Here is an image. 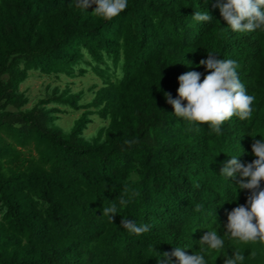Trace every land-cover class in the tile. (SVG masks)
<instances>
[{"label":"trees","instance_id":"1","mask_svg":"<svg viewBox=\"0 0 264 264\" xmlns=\"http://www.w3.org/2000/svg\"><path fill=\"white\" fill-rule=\"evenodd\" d=\"M214 3L128 0L103 19L77 0H0V264H157L176 247L205 264L235 252L239 264H264V244L226 233L227 213L250 193L239 173L219 174L231 156L251 163L264 139V29L232 31ZM205 11L211 21L194 19ZM209 53L234 60L255 97L251 117L233 116L219 133L165 99H178L188 71L202 82ZM91 74L94 83L72 89ZM38 75L65 85L32 99L21 84ZM78 110L69 129L56 123ZM113 204L111 220L102 208ZM121 219L150 230L131 233ZM213 230L220 250L199 243Z\"/></svg>","mask_w":264,"mask_h":264},{"label":"clouds","instance_id":"2","mask_svg":"<svg viewBox=\"0 0 264 264\" xmlns=\"http://www.w3.org/2000/svg\"><path fill=\"white\" fill-rule=\"evenodd\" d=\"M77 3L84 9L94 4L92 12L103 19H112L128 7V0H77ZM213 7L219 9L220 16L232 31L247 33L258 28L264 29V0H215ZM193 16L203 22L213 19L207 11L195 12ZM201 65L206 71L210 70L202 82L200 72L188 71L178 77V99H172L171 94L165 93V99L171 104L174 114L189 122L208 124L217 133L221 131L223 123L233 116L241 120L249 119L255 97L247 94L240 82L236 62L219 59L209 53L207 59L199 61L198 66ZM251 151L256 157L251 163H241L238 156H231L220 169L219 174L227 180L235 178L239 173L237 187L249 190L250 193L245 205L237 206L227 213L225 228L226 233L233 238L264 244V187H261L264 182V139H254ZM116 213L114 204L102 208V215L111 220ZM120 223L137 235L150 230V225L139 221V225L124 219ZM199 243L213 250H220L224 246V240L215 230L205 231ZM157 256V264H173L171 257H175V264H205L203 255L186 254L180 247L174 248L171 253H160ZM243 260L244 256L240 252H235L231 257L225 254L224 264H239Z\"/></svg>","mask_w":264,"mask_h":264},{"label":"rangeland","instance_id":"3","mask_svg":"<svg viewBox=\"0 0 264 264\" xmlns=\"http://www.w3.org/2000/svg\"><path fill=\"white\" fill-rule=\"evenodd\" d=\"M84 77H87V76H84ZM84 77L79 76V78H77V77L75 78L76 83L72 87L73 90L78 91L82 88L85 89L89 85H91L92 83L95 82V80L93 78L94 76L92 74L90 76V80L85 79ZM65 80L66 79H61V78H56V77L47 78V76H41V75L32 76L25 83L21 84V89H24L26 87L28 89L29 93L32 95V99H34L35 96L41 95V93L45 92L47 86H50V88H52V87L58 85L61 88H63L65 85ZM90 99H91V93L90 92L88 94H85L83 97L84 101H88ZM28 104H30V103H28ZM66 108L69 111V108L68 107H66ZM78 112H79V110L75 111V112L66 113L65 115L62 116V119L60 121L61 123H59V120H57L56 123L58 125L62 126L63 129L66 127H68L66 129H69L70 126L73 124L72 121H74L73 119L77 116ZM95 119H97V118H95ZM92 125H94V124L89 125V127L85 131L86 133L92 132L93 127H94ZM66 129H64V130H66Z\"/></svg>","mask_w":264,"mask_h":264}]
</instances>
